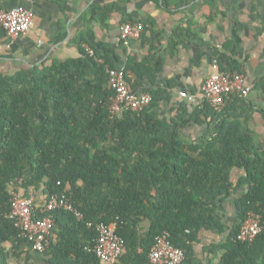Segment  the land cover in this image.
<instances>
[{
    "label": "trees",
    "instance_id": "trees-1",
    "mask_svg": "<svg viewBox=\"0 0 264 264\" xmlns=\"http://www.w3.org/2000/svg\"><path fill=\"white\" fill-rule=\"evenodd\" d=\"M218 1L203 0L209 21ZM112 7H91L85 22ZM205 50L211 63L241 71L226 52ZM156 54L126 65L129 88L128 73L135 80L157 76ZM114 67L110 48L100 44L93 54L0 73V264H10V252L30 247L11 216L12 199L21 189L25 195L39 191L42 203L53 193L64 194L82 214L38 213L57 226L43 252L52 264H99L91 251L99 223H114L124 241L117 259L123 264H144L161 234L186 254L201 229L226 233L218 264H264V143L249 125L245 98L230 95L220 110L204 100L190 112L183 104L166 117L153 109L166 91L149 89L148 107L112 117L108 70ZM259 86L264 91L263 81ZM191 123L206 125L196 139L185 135ZM225 203L233 208L230 221L219 215ZM251 210L261 215L263 228L253 242H241L236 234Z\"/></svg>",
    "mask_w": 264,
    "mask_h": 264
},
{
    "label": "crops",
    "instance_id": "crops-1",
    "mask_svg": "<svg viewBox=\"0 0 264 264\" xmlns=\"http://www.w3.org/2000/svg\"><path fill=\"white\" fill-rule=\"evenodd\" d=\"M162 1L0 0V10L20 7L34 14L32 25L24 34L12 37L0 29V73L12 75L55 59L82 57L87 48L94 51L100 44L110 48L111 61L117 69L141 62L154 52L161 59L157 76L152 81L135 80L128 73L130 89L137 93L165 90L167 95L153 109L170 117L183 104L189 112L201 105L202 84L213 72L215 62L209 61L205 48H217L241 65L240 72L232 73L242 74L245 83L251 86L244 97L251 107L248 122L264 143V91L259 86L264 82V0H219L213 21L206 17L209 7L203 0L189 3L168 0L166 6ZM93 6L113 7L108 14L99 13L87 24L85 20ZM124 23L142 24L140 35L124 37L120 30ZM176 30L180 32L178 35L174 34ZM233 33L237 40H233ZM217 67L227 72L218 64ZM232 109L238 111L236 107ZM205 127L203 123H191L184 128L185 135L196 139ZM241 174L242 171L234 170L235 177ZM35 193L37 204H42V194ZM221 211L220 218L232 219L233 208L228 203L222 204ZM225 239L226 233L199 230L181 264H218L222 254L220 246ZM9 262L52 264L49 255L31 247L25 252L17 251L16 255L10 252ZM117 264L123 263L117 260Z\"/></svg>",
    "mask_w": 264,
    "mask_h": 264
},
{
    "label": "built area",
    "instance_id": "built-area-1",
    "mask_svg": "<svg viewBox=\"0 0 264 264\" xmlns=\"http://www.w3.org/2000/svg\"><path fill=\"white\" fill-rule=\"evenodd\" d=\"M33 17L32 11L20 7L0 10V29L12 37L24 34L32 25ZM142 29V24L124 23L120 30L124 37H138ZM87 51L93 54L89 48ZM212 66L214 70L202 84L201 92L204 101L215 109L220 110L230 95L245 97L251 91V86L245 83L242 74L219 71L216 61ZM108 86L114 93L109 104L112 117L124 111L140 112L148 107L152 100L150 93H137L129 88L125 81L124 69L108 70ZM181 96H185V93H181ZM57 209L73 212L77 218L82 217L64 194L53 193L42 204H37L34 189L27 195L18 193L13 197L11 216L15 219L19 236L26 239L34 251L44 252L55 239L53 218L49 215L39 216L38 213L44 214ZM262 228L261 215L251 210L236 234V239L251 243ZM97 232L91 251L99 259V264H113V260L123 252L124 241L115 232L114 223H99ZM184 258L185 250L175 246L167 234H161L156 236L144 264H181Z\"/></svg>",
    "mask_w": 264,
    "mask_h": 264
},
{
    "label": "rangeland",
    "instance_id": "rangeland-1",
    "mask_svg": "<svg viewBox=\"0 0 264 264\" xmlns=\"http://www.w3.org/2000/svg\"><path fill=\"white\" fill-rule=\"evenodd\" d=\"M19 192H21L20 194H23V190L22 189Z\"/></svg>",
    "mask_w": 264,
    "mask_h": 264
}]
</instances>
